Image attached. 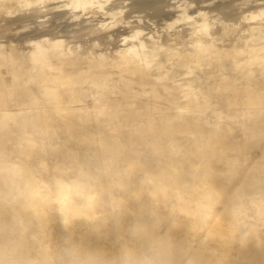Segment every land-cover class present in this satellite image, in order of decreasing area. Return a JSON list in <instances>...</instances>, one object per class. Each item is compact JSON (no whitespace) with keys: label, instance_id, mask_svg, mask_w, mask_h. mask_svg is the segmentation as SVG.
Segmentation results:
<instances>
[{"label":"clouds","instance_id":"9594fccd","mask_svg":"<svg viewBox=\"0 0 264 264\" xmlns=\"http://www.w3.org/2000/svg\"><path fill=\"white\" fill-rule=\"evenodd\" d=\"M0 264H264V0H0Z\"/></svg>","mask_w":264,"mask_h":264}]
</instances>
